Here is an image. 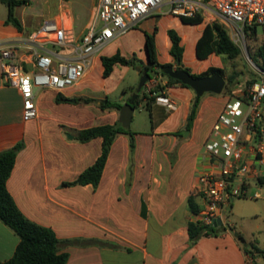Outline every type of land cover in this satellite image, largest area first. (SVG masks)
<instances>
[{
  "label": "crops",
  "instance_id": "obj_1",
  "mask_svg": "<svg viewBox=\"0 0 264 264\" xmlns=\"http://www.w3.org/2000/svg\"><path fill=\"white\" fill-rule=\"evenodd\" d=\"M95 4L96 0L91 3L92 10L87 25L77 32V36L88 27ZM25 6L14 9V14L22 26L20 32L5 24L7 14L0 16V45L26 37L25 25L17 15L18 8ZM151 17L150 15L135 27L140 28L143 35L155 34L158 51V20ZM149 19L150 30L146 28ZM58 23L64 25L62 22ZM204 26L205 24L196 40ZM68 27L73 28L72 24ZM170 28L164 29L167 52L170 41L166 32ZM218 59L210 65L199 66L194 74L204 72L208 67H217ZM98 61L100 62V56ZM158 61L161 64L166 62L165 64H171L173 67L177 66L170 55L162 62L158 54ZM184 62L182 58V65ZM187 63L191 66L190 62ZM143 65H148L147 60ZM79 84L80 82L60 94L69 99L73 88ZM159 84L164 87L163 93L174 102L175 109H166L155 102L151 104L150 109L156 107L163 116L159 124H152L151 133L140 137L134 132L135 150L132 162L128 136L118 134L110 147L96 188L90 184L62 187L63 182L73 181L95 161L100 153L101 139L95 138L82 143L76 136L77 132L85 127L68 123L73 126V141L67 143L63 126L58 124L54 130L42 126L40 107L43 97L52 93L53 96L49 95L50 104L63 105L67 102L57 103V94L49 91L41 92L37 96L39 117L24 121L20 95L15 88L4 84L0 69V152L18 141L24 142V148L17 153L6 183L16 206L30 221L53 230L59 241L81 238L117 245L71 246L61 242L59 252L68 254L66 264H246V253L233 235L202 237L190 244L187 225L193 214L187 200L189 196H195L194 200L200 207L202 201L194 194L197 179L193 170L187 167L184 156L187 145H178L177 137L180 130L185 129L193 93L180 85L166 87V79L160 82L155 77L145 84L144 93L150 97V91ZM135 89L136 86H132L130 91L134 93ZM177 95L182 98L180 105H177ZM145 102L143 99L139 106ZM222 106L213 111L204 140L208 137ZM114 110L116 112L113 113L111 123L104 124L117 122L119 111ZM202 121L201 112L198 110L189 133L199 130ZM49 130L53 132L54 137L49 135ZM163 136L170 138V149L177 150L172 161L156 157L157 153H160ZM139 137L143 141H139ZM60 148L62 152L58 150ZM263 183L264 178L259 185ZM143 207L145 216L142 215ZM18 242V236L0 221V261L9 260L13 256Z\"/></svg>",
  "mask_w": 264,
  "mask_h": 264
},
{
  "label": "built area",
  "instance_id": "obj_2",
  "mask_svg": "<svg viewBox=\"0 0 264 264\" xmlns=\"http://www.w3.org/2000/svg\"><path fill=\"white\" fill-rule=\"evenodd\" d=\"M164 6L178 18L220 17L231 29L235 43L244 41L250 29L264 27V0H96L90 23L79 36L71 27L46 20L28 36L0 45L1 76L4 84L20 95L22 119L39 117V93L60 94L77 85L103 47ZM151 95L156 104L175 109L163 91ZM203 151L208 168L196 185L202 204L191 221L220 226L219 219L224 226L231 202L250 194L252 180L258 185L264 178L263 71L254 82L225 96ZM252 197L258 198L259 193L255 191ZM253 261L248 260L250 264Z\"/></svg>",
  "mask_w": 264,
  "mask_h": 264
},
{
  "label": "rangeland",
  "instance_id": "obj_3",
  "mask_svg": "<svg viewBox=\"0 0 264 264\" xmlns=\"http://www.w3.org/2000/svg\"><path fill=\"white\" fill-rule=\"evenodd\" d=\"M94 0H29V4L25 7H20L17 10L19 19L24 23L26 28L25 36H28L32 32L39 29L40 24L46 20H55L57 23L62 22L65 26L72 24L74 35L79 30L86 26L90 18V11L92 10L91 3ZM169 7L164 6L159 11H155L151 14V18L158 20V30L156 33V41L158 42V54L160 61L164 62L169 58L166 50V38L164 36V29L171 27L182 37L183 52V66L190 68L191 73H195L196 69L201 66H207L212 64L216 58H219L216 62L217 67L223 71V77L225 79V87L221 94L205 93L199 98L197 105V111L200 110L201 118L203 119L199 130L194 133H189L190 130L181 129L180 135L177 137V144H186L184 156L186 157L188 169L193 170L194 176L198 179L199 175L204 172L208 167L206 162L208 156L204 154L203 143L205 131L210 125L211 115L220 105H223V99L232 91H239L248 84L247 82L253 75L259 76L261 70L253 62L252 57L257 53L258 47L264 44V27H257L253 34H246L244 41L235 43L231 39V29L221 21L220 17H214L210 19L208 17H202V23L197 26L184 25L181 23L178 17H173L168 14ZM7 14V7L0 3V16ZM150 18V19H151ZM147 21L146 28L151 29V20ZM217 22L223 25L230 39L240 49V55L229 60L221 56H210L206 60H197L194 55L195 40L199 35L203 24ZM174 26V27H172ZM120 53L128 58H135L138 64L136 67L115 65L112 72L108 77L102 76L103 66L98 61L99 56H110L115 53ZM190 62V65L187 63ZM146 63L144 53V35L140 28H131L126 34L115 38L110 44L103 47L100 53L96 56V61L93 63L90 73L80 81V84L73 88L72 94L69 95V102H65L63 105L50 104L48 97L42 98V110L40 124L47 126L49 129H56L59 124L63 126L64 137L66 142H72L73 126L71 124H79L82 127L96 126L104 123H111L114 109H101L99 107L100 101L108 99L110 102H116L122 106L128 98H131L133 92L130 91L132 86H137L140 75H138L137 68L140 65ZM164 62L163 64H165ZM192 67V68H191ZM237 74V82L234 85H229L227 77L231 73ZM159 79L160 82L165 81V77L161 75L154 76ZM156 85L153 87H160ZM193 93V99L190 104V109L193 107L195 94L191 88H187ZM84 94V95H80ZM123 98V100H121ZM177 105L181 104L182 98L176 96ZM156 107H152L149 111L144 105L136 108L132 115L130 123V130L137 132L140 137L144 134L152 132V124H159L162 116L159 114ZM115 115V114H114ZM119 118V117H118ZM117 118V122H118ZM54 127V128H53ZM182 131H186L184 135H181ZM49 135L54 137L53 132L49 130ZM179 134V133H178ZM139 137V141L141 138ZM204 140V141H203ZM161 150L157 153L156 157L169 159L172 161L176 157V148L170 149V138L163 136L161 140ZM62 143V142H61ZM60 143V144H61ZM60 152L63 150L58 149ZM259 193L258 198H253L254 192ZM250 194L247 196L235 198L231 202V206L226 212L225 220L226 225L225 232H222L217 237H230L235 233H238L247 247V262L250 258L254 259L252 264H264V183L261 185H255L252 180V188L249 190ZM194 194L199 198L194 190ZM200 199V198H199ZM228 235V236H227ZM222 239V238H221ZM238 241V239L236 238ZM239 242V241H238ZM241 247L242 243L239 242ZM254 257V258H253Z\"/></svg>",
  "mask_w": 264,
  "mask_h": 264
},
{
  "label": "trees",
  "instance_id": "obj_4",
  "mask_svg": "<svg viewBox=\"0 0 264 264\" xmlns=\"http://www.w3.org/2000/svg\"><path fill=\"white\" fill-rule=\"evenodd\" d=\"M0 2L7 7V16L4 21L5 24L13 26L19 32L22 31V26L14 14V9L18 6L28 5L29 0H0ZM179 19L183 24L191 26H197L202 23V16L200 15L192 18L181 17ZM255 31L256 29L252 28L250 29L249 34H253ZM166 33L170 41L168 54L174 60L175 64L177 61H179V64L176 67H181L184 70L190 72L189 68L183 67L182 65L184 48L181 45V37L173 28L168 29ZM144 52L146 54L148 65H140L139 68L146 69L150 79L156 75H161L162 77L166 78V87L180 85L181 87L189 88L186 85L181 84L178 80L162 73L161 68L165 65L171 64L159 63L155 34H144ZM194 55L198 60H205L210 55L221 56L229 60H233L240 55V49L230 39L229 34L223 25L217 22H211L205 24L200 36L196 40ZM252 60L258 66V68L264 72V44H261L258 47L257 53L254 57H252ZM100 62L103 66L102 76L104 78L110 75L115 65L129 66L134 68L138 64L135 58L125 57L118 52L110 56H100ZM215 73L223 75L222 69L218 67H208L204 72L199 74H191L198 78L209 76ZM236 78L237 74L232 72L227 77L228 84L234 85L237 82ZM257 78V75H253L247 84L254 82ZM144 88L145 85L141 89L132 105L134 109L138 108L143 99L146 100L144 107L147 110H149L151 104L155 102V97L152 95L148 97L144 93ZM163 88V86L156 87L150 91V94H157L160 90L162 91ZM68 100L69 99L63 97L61 94H57L55 97V101L57 103ZM129 100L130 98H128L127 102ZM198 102L199 99L194 100L195 106L194 108L191 107L189 111L185 124L186 130H190L192 128L194 119L196 117ZM99 107L101 109L113 108L119 111L122 105L115 102H110L108 99H103L100 101ZM118 134H125L128 136L130 162H132V155L135 150V133L132 132L130 128H123L119 122L82 128L77 132L76 139L82 143H85L95 138H100V153L95 161L85 168L76 177V179L73 181L63 182L61 186L69 187L90 184L96 188L101 179V175L109 155L110 147ZM23 148L24 142L21 140L10 148L0 152V221L9 227L19 238V242L16 246L13 256L9 260L0 261V264H66L68 260V254L66 252H59V245L61 242L71 246L109 245L112 247H117V245H113L111 243L108 244L102 241L85 240L81 238L59 241L53 230L30 221L22 214V212L16 206L12 196L8 192L6 183L14 167L17 153ZM127 184L129 183L127 182ZM194 197L195 196L192 195L189 196L187 202L190 212L192 214H197L201 207L197 205ZM144 214L143 207L142 215L145 216ZM222 232H225V228L222 225L204 226L192 221H189L187 225V235L190 244H194L202 237H217ZM243 250L245 253H247V247H243Z\"/></svg>",
  "mask_w": 264,
  "mask_h": 264
},
{
  "label": "water",
  "instance_id": "obj_5",
  "mask_svg": "<svg viewBox=\"0 0 264 264\" xmlns=\"http://www.w3.org/2000/svg\"><path fill=\"white\" fill-rule=\"evenodd\" d=\"M179 64V61L176 62ZM140 73V78L134 93L132 94L130 100L126 102L119 110L118 122L123 128H129L134 108L132 107L134 101L136 100L138 94L140 93L143 86L150 80V76L146 69L137 68ZM164 75L169 76L173 79L178 80L181 84L186 85L191 88L195 94V100H198L205 93L221 94L225 87V79L219 73H215L209 76L194 77L190 72L184 70L181 67H173L171 65H165L161 68ZM195 105H193L194 108ZM186 131H182L181 135H184ZM217 225H221V221L217 220ZM234 237L242 243L243 247L246 243L243 238L239 236L238 233L234 234Z\"/></svg>",
  "mask_w": 264,
  "mask_h": 264
}]
</instances>
